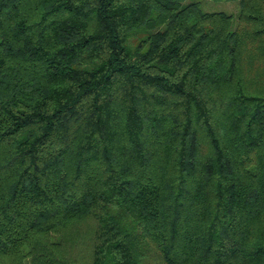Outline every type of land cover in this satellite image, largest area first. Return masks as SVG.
<instances>
[{"label": "trees", "instance_id": "trees-1", "mask_svg": "<svg viewBox=\"0 0 264 264\" xmlns=\"http://www.w3.org/2000/svg\"><path fill=\"white\" fill-rule=\"evenodd\" d=\"M232 1L0 0V264H264V0Z\"/></svg>", "mask_w": 264, "mask_h": 264}, {"label": "rangeland", "instance_id": "rangeland-1", "mask_svg": "<svg viewBox=\"0 0 264 264\" xmlns=\"http://www.w3.org/2000/svg\"><path fill=\"white\" fill-rule=\"evenodd\" d=\"M202 7L207 11H226L233 14H237L240 9L239 2L232 0H202Z\"/></svg>", "mask_w": 264, "mask_h": 264}]
</instances>
